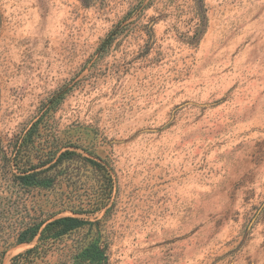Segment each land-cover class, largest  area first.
<instances>
[{"label":"rangeland","instance_id":"obj_1","mask_svg":"<svg viewBox=\"0 0 264 264\" xmlns=\"http://www.w3.org/2000/svg\"><path fill=\"white\" fill-rule=\"evenodd\" d=\"M202 1L189 43L198 0H0V164L37 120L13 172L73 153L49 187L0 182V251L31 222L102 218L72 214L100 184L81 157L114 182L108 264H264V0Z\"/></svg>","mask_w":264,"mask_h":264},{"label":"trees","instance_id":"obj_2","mask_svg":"<svg viewBox=\"0 0 264 264\" xmlns=\"http://www.w3.org/2000/svg\"><path fill=\"white\" fill-rule=\"evenodd\" d=\"M203 8V1L198 0L195 12L198 21L193 35L187 38L189 43L191 41L194 43L198 42L205 31L206 18ZM39 124L40 120H37L25 133H22L14 140L12 144L13 154L10 158L3 157L0 164V182L7 183L8 180L6 178L10 174V182L15 183L21 190L32 187H49L52 183V178L47 176L49 175L48 172L61 166L63 161L72 158L73 153L71 152L64 151L58 154L57 149L50 150L44 155L45 159L38 162V164L27 166L25 161V166L21 165L13 172L10 165L11 161L17 160L21 162L25 157L26 147L32 144L35 139H38L39 145L43 143V135L38 132ZM79 159L83 162H88L95 168L100 177V184L98 192L88 198L85 204L80 202L78 210L71 209L72 214L82 215L105 209L102 218L90 220L86 217L76 216L56 219L50 217L40 222H31L16 233L13 243L7 244L4 240L1 245L4 249L0 251V264H3L4 254L10 246L31 244L32 242H34L33 246L13 257L10 264H108L107 244L103 238L101 222L110 208L108 205L111 204L114 182L101 160H99L100 163H97L81 157ZM13 166L16 167L17 165ZM84 207H92V210L88 211ZM81 230L86 231L84 239L77 244L74 251L67 258V254L63 253V247H59V245L63 238ZM55 250L59 253L54 262L51 263L46 257Z\"/></svg>","mask_w":264,"mask_h":264}]
</instances>
